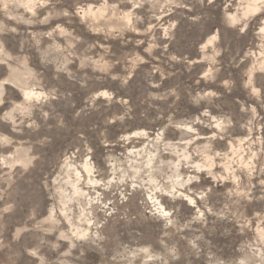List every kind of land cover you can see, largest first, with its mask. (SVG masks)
Instances as JSON below:
<instances>
[{
	"label": "rangeland",
	"instance_id": "obj_1",
	"mask_svg": "<svg viewBox=\"0 0 264 264\" xmlns=\"http://www.w3.org/2000/svg\"><path fill=\"white\" fill-rule=\"evenodd\" d=\"M5 2L20 7L9 8L6 15ZM38 2L0 0V27L17 28L0 34L5 41L0 48V92L5 97L0 105V190L11 193L0 200V241L5 244L0 264L60 259L106 264L117 254L131 264H156L149 257L162 254L166 213L180 225H191L180 233L185 238L180 264H206L205 256L183 254L187 239L199 234L194 218L201 213L209 228L216 221L211 234L200 231L223 259L253 233L241 235L235 218L216 220L205 212L201 194L206 189H211L205 200L213 211L229 204L256 234L264 231V201L257 199L264 193V33L256 17L238 33L255 0H216L206 7L195 0H153L155 8L82 0L84 22L76 18L71 28L58 19L47 25L11 19L28 18L37 9L24 6ZM234 22L237 28L230 27ZM57 24L72 36L40 35ZM171 24L175 27L169 31ZM97 28L104 31H92ZM218 31L223 32L221 41L208 43ZM65 67L73 79L65 71L56 76ZM15 105L18 110L12 112ZM80 109L84 112L76 117ZM6 113L9 118L3 119ZM21 120L24 131H13ZM129 175L144 184L140 192L151 208L145 213L148 219L136 211L131 212L135 220L121 219L119 208H113L111 193ZM193 175L199 181L186 188L196 196L180 188ZM249 176L252 199L230 196L249 191ZM165 183L184 192L183 198L173 201L149 192ZM236 199L238 206L232 205ZM9 203L12 210L3 212ZM225 229L231 234L222 235ZM17 230L20 238L13 240ZM94 233L106 237L100 247L92 243ZM53 243L59 249L53 250ZM70 244L76 245L71 256H62ZM32 251L37 255L31 256Z\"/></svg>",
	"mask_w": 264,
	"mask_h": 264
},
{
	"label": "clouds",
	"instance_id": "obj_2",
	"mask_svg": "<svg viewBox=\"0 0 264 264\" xmlns=\"http://www.w3.org/2000/svg\"><path fill=\"white\" fill-rule=\"evenodd\" d=\"M82 0H40V2L36 3L32 6L25 5L24 7L28 8L30 11L32 8L37 9V11H32L31 15L28 16V18H23V16H12L11 19L16 20L18 23L22 22L25 25H47L49 24V21L52 19H58L62 20L65 24L68 25L69 28L72 27L74 24V21L76 18H79L80 22H84V14H83V8L81 7ZM119 4H128L132 3L134 8H143L145 3L152 4V7L155 8L158 5L153 2V0H118ZM196 4H199L201 7L206 6H215L216 0H195ZM103 6V5H102ZM12 7H20V5L13 4L11 2H5L3 4V8L5 9V14L7 15V10ZM115 8L116 6H111ZM177 7H184V5H177ZM228 5H225V8H227ZM254 11L251 13V15H246L242 17L243 24L238 27V33L243 34L245 32V29L248 27L249 23L253 22L252 17H256L255 23H257L259 27V31L261 33H264V0H255V3L253 4ZM42 10V11H40ZM169 10H171V7L169 5ZM259 12L260 16H256V13ZM127 15V14H126ZM153 15L155 13L153 12ZM109 19H112V17H109ZM195 19H200V17H195ZM135 20L138 22H143V18L139 15L135 16ZM175 25L171 24L169 25V31L174 28ZM230 27L237 28V22H234ZM94 32H101L104 31V29H92ZM169 31H166L164 33V36L171 39L169 36ZM16 33L17 28L16 27H0V34L3 33ZM54 34L58 36H67L71 37L72 32L68 31V28L62 27L61 24H57L55 27L51 28L50 31L40 33L42 36L52 37ZM107 35H111V31L107 33ZM223 37V32L218 31L216 34L212 35L211 39L208 41V43H211L212 41L220 42ZM29 40L32 39V37L28 38ZM75 40L79 41L80 37H75ZM5 41L3 39H0V48L3 47ZM36 43H39V41H36ZM24 42L22 41V46ZM166 47V45H165ZM223 50V49H222ZM149 54H151L152 49H147ZM221 53L220 51H216L215 55L219 56ZM9 60H14V57H9ZM172 60H176L177 57L173 56L171 57ZM3 63H7V61H4ZM81 67H83V64H81ZM41 71H45V69H41ZM60 71L67 72L68 78L73 79V75L71 72H68L67 68L57 69L56 76L58 77ZM126 82V81H125ZM259 90H257L258 93ZM104 95H107V93H103ZM215 95V93H205V96H211ZM53 99H56L57 97L53 95ZM203 98V97H202ZM5 104V97L2 92H0V105ZM90 105H86L88 107ZM18 105H15L11 111L16 112L18 110ZM84 112V109H80L79 111H76L75 116L79 117L81 113ZM10 113H6L3 119H8ZM205 115L207 113L205 112ZM43 116L45 119L48 117V113H43ZM119 119H123V117H120ZM15 123V122H13ZM111 123V121H109ZM195 123V122H194ZM203 123V121H201ZM227 123H231V121H227ZM21 127H14L13 131L15 132H22L24 131V121H20ZM28 127H33V125H28ZM209 127H212L211 124H209ZM216 135H220L218 132ZM215 138V137H211ZM264 171V169H262ZM209 175H211V172H209ZM200 177L193 175L188 180L185 181L184 184L180 185V188L185 189L189 195L196 196L198 193L193 191L190 188H186V185L191 183L192 181H199ZM261 184L264 185V181H261ZM105 187H110V185L106 184ZM245 187L249 188V191L246 192H237L233 191L230 193V196H237L239 198L249 199L251 200L252 197L250 196V176H249V184L245 185ZM144 188V184L140 183L139 180L135 175H129L127 182L124 181H118L116 184L115 189L112 191V200L113 208H119V212L117 215H120L121 219L125 220H135L136 216L132 215V211H136V214L148 219L147 216H145V213L151 211L150 206L147 204L146 199H142L141 197L144 195L142 192H140V189ZM167 189V190H165ZM149 192L151 193H158L161 198L164 196L170 197L173 201L177 199V197L183 198L184 192L178 191L176 188H169L167 183H165L164 187L157 188V189H149ZM211 192V189H206L201 194V200H202V206L204 208L205 212H210L212 216L216 218V220H228L235 218L236 223L240 225L239 232L241 235H243L246 231L252 232V238L250 240L246 239L245 241H242L239 245H237L231 252L230 255L225 256L223 259L219 258L217 255V252L220 253V255H224L222 251L217 250V252H213V245L211 244V241L206 240L204 236V232L200 231V229H204L205 231H208L209 234H211L212 231L215 230V223L216 221H212V228L208 227V220L203 215V213L197 215L194 219L199 222L200 227L195 229V232H199L198 235H194L191 239H187L185 248L188 250L185 253V257L195 255L197 257L205 256L207 257L206 264H264V231L260 232L259 234H256L254 230L251 228V225L244 219H242V213H239V209L236 208L235 210L233 207L229 204H224L222 208L213 211L212 208L209 207L208 203L205 200V197ZM11 193H9L8 189H2L0 190V200L4 199L5 196H10ZM257 199L264 201V193H262ZM189 203H192V201H189ZM240 200L236 199L232 201V205H239ZM107 207V205H105ZM13 208V205L11 203L8 204L7 207L3 209V212L7 213L10 212ZM177 209L173 205V211H176ZM153 218L156 217V213L152 214ZM163 234L159 239V243L162 245V254L151 256L149 259L154 260L156 264H180L181 261V240L185 239L184 237H181L180 233L184 228H190L191 225L185 223L183 225H180L178 221L176 220L175 216L172 215V213H166L163 217ZM97 227H100V225H97ZM222 235H230L231 229H225ZM20 238V231L17 230V232L13 235V240H18ZM63 238V237H62ZM106 237L104 235H101L99 233H94L92 238V243L96 244L97 247H100V242L104 241ZM168 241L166 243L165 241ZM41 244H43V241H41ZM5 247V244L0 241V250H2ZM60 245L59 243H53L51 244V248L53 250L59 249ZM75 244L69 245V251L62 253L61 255L64 257H70L71 256V249L75 248ZM31 256H36L37 253L35 251L30 252ZM82 255V253H81ZM79 258L77 257V260ZM53 264H72V262L69 259H60L57 261H54ZM106 264H131V261H127L126 257L120 256L119 254L114 255L111 257V259L106 261ZM142 264V262H141ZM187 264H191V261H187Z\"/></svg>",
	"mask_w": 264,
	"mask_h": 264
}]
</instances>
